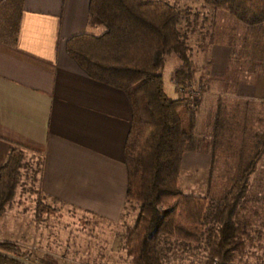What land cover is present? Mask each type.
I'll return each mask as SVG.
<instances>
[{
	"label": "crops",
	"instance_id": "crops-1",
	"mask_svg": "<svg viewBox=\"0 0 264 264\" xmlns=\"http://www.w3.org/2000/svg\"><path fill=\"white\" fill-rule=\"evenodd\" d=\"M89 1L22 0L13 17L0 21V166L11 146H19L41 158L38 185L45 197L119 222L132 215L124 157L130 101L121 89L88 77L66 52L68 40L89 31ZM182 11L183 31L197 44L193 60L202 88L195 129H211L218 104L236 99L238 165L243 150L264 148V22L246 25L202 2ZM172 82L171 97H179ZM210 164V152L194 149L183 154L181 170Z\"/></svg>",
	"mask_w": 264,
	"mask_h": 264
},
{
	"label": "trees",
	"instance_id": "trees-1",
	"mask_svg": "<svg viewBox=\"0 0 264 264\" xmlns=\"http://www.w3.org/2000/svg\"><path fill=\"white\" fill-rule=\"evenodd\" d=\"M200 1L246 25L264 22V0ZM21 2L12 0L18 9ZM183 13L164 0H90V31L68 40L66 52L88 77L121 89L130 101L125 203L134 218L121 234L130 263L164 264L163 248L196 244L204 254L202 264H242L261 235L253 227L257 211L248 207L247 195L263 146L243 150L238 165L235 158L228 188L215 203L181 189V161L194 138L199 100L169 96L163 71L173 53L180 61L173 72L176 87L197 82L192 43L180 29ZM98 28H103L99 34ZM210 126L213 164L218 148L237 141V103L228 109L220 102ZM25 156L23 148L12 145L0 166V217L15 194ZM0 252L21 255L9 241H0ZM41 262L56 264L48 254ZM0 264L20 263L0 254Z\"/></svg>",
	"mask_w": 264,
	"mask_h": 264
},
{
	"label": "rangeland",
	"instance_id": "rangeland-1",
	"mask_svg": "<svg viewBox=\"0 0 264 264\" xmlns=\"http://www.w3.org/2000/svg\"><path fill=\"white\" fill-rule=\"evenodd\" d=\"M164 1L173 3L181 9L185 5H196L201 2L200 0ZM14 6L12 0L2 2L0 0L2 23L10 14L13 17ZM180 29L183 30L182 27ZM102 31L103 28H98L95 33L99 34ZM213 40L218 41L219 38L214 36ZM190 42L196 44L195 40ZM179 63L175 54L166 56L163 73L165 91L169 96H172L169 87L173 85L171 72ZM229 69L233 72L237 70V46L234 45ZM176 93L179 95L178 91ZM201 95L202 88L200 97ZM207 98L213 99L209 96ZM234 100L236 99L229 98L225 102L228 109L232 108ZM210 133L209 127L197 126L189 149L185 152L195 149L207 150L211 154ZM235 153L237 154V141L233 145L218 148L213 164L206 169L199 171L182 169L179 184L183 192L206 197L211 204L215 203L227 190L229 178L234 174L237 156L232 154ZM40 159L38 155L25 156L15 194L0 217V241L17 244L21 255H8L2 252L0 254L20 264H44L41 259L47 254L56 264H130L128 258L123 255L119 243L122 231L125 226L132 223L134 214L128 216L126 220L111 222L45 197L38 185ZM247 199L248 207L257 211V215L253 216V227L259 229L261 235L255 237L254 246L242 264H264V148L256 170L249 178ZM172 248H163L164 264H202L204 261V254L196 244L186 249L180 245Z\"/></svg>",
	"mask_w": 264,
	"mask_h": 264
},
{
	"label": "built area",
	"instance_id": "built-area-1",
	"mask_svg": "<svg viewBox=\"0 0 264 264\" xmlns=\"http://www.w3.org/2000/svg\"><path fill=\"white\" fill-rule=\"evenodd\" d=\"M200 89V85L195 82L183 87L180 86L177 88V91L179 92V97H182L188 102L193 103L199 99Z\"/></svg>",
	"mask_w": 264,
	"mask_h": 264
}]
</instances>
